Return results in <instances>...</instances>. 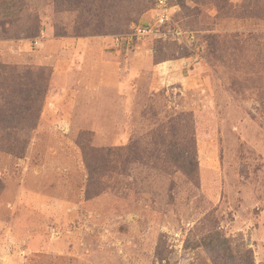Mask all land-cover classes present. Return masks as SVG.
I'll use <instances>...</instances> for the list:
<instances>
[{
  "label": "rangeland",
  "instance_id": "obj_1",
  "mask_svg": "<svg viewBox=\"0 0 264 264\" xmlns=\"http://www.w3.org/2000/svg\"><path fill=\"white\" fill-rule=\"evenodd\" d=\"M155 1L0 0V264H264V0Z\"/></svg>",
  "mask_w": 264,
  "mask_h": 264
},
{
  "label": "trees",
  "instance_id": "obj_2",
  "mask_svg": "<svg viewBox=\"0 0 264 264\" xmlns=\"http://www.w3.org/2000/svg\"><path fill=\"white\" fill-rule=\"evenodd\" d=\"M170 5H172L171 1H170ZM46 82H47V78H45L44 82H42L40 87H38V88L34 87L33 90L29 91V94H32L33 98L35 99V102H38L37 109L35 111V118L36 119H38V115L36 117V112L38 113L40 111V108L42 106V102L44 100V96L46 94V90H47V83ZM215 236H217V238L219 239L218 242H220V243H218L219 244L218 246H220V244L223 245V247L221 248V250H222L221 252H222V255H223L222 257H224L226 263H228L230 261L233 262L231 260L232 259V255H231V252L229 250V248H230L229 246L230 245L228 243V239L224 238V237H221L219 233H217ZM209 246L212 247V244L211 243L206 244V247H208V248H206L207 251H210V249H211ZM246 252H247L248 255H247V259L245 260V264H254L252 250L251 249H246Z\"/></svg>",
  "mask_w": 264,
  "mask_h": 264
},
{
  "label": "built area",
  "instance_id": "obj_3",
  "mask_svg": "<svg viewBox=\"0 0 264 264\" xmlns=\"http://www.w3.org/2000/svg\"><path fill=\"white\" fill-rule=\"evenodd\" d=\"M170 1L171 0H156L155 5L152 8L155 13L153 16L154 24H149L148 26H141L138 24L133 28L135 35L140 36L142 34H151L154 32L156 26L169 21L172 8ZM174 34L181 35V32L180 30H175Z\"/></svg>",
  "mask_w": 264,
  "mask_h": 264
},
{
  "label": "crops",
  "instance_id": "obj_4",
  "mask_svg": "<svg viewBox=\"0 0 264 264\" xmlns=\"http://www.w3.org/2000/svg\"><path fill=\"white\" fill-rule=\"evenodd\" d=\"M66 38H68V37H66Z\"/></svg>",
  "mask_w": 264,
  "mask_h": 264
}]
</instances>
